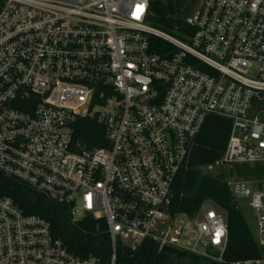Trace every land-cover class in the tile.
I'll return each instance as SVG.
<instances>
[{"label":"built area","instance_id":"2783aa9c","mask_svg":"<svg viewBox=\"0 0 264 264\" xmlns=\"http://www.w3.org/2000/svg\"><path fill=\"white\" fill-rule=\"evenodd\" d=\"M191 3L185 40L149 23L151 0H0V172L69 205L74 223L95 219L111 245L76 253L0 196V264H120L121 246L147 239L225 263L226 213L211 201L193 216L170 208L209 115L231 131L207 167L227 170L264 247V178L231 175L264 164V0ZM151 36L171 54L152 51ZM85 118L103 127V146L76 138Z\"/></svg>","mask_w":264,"mask_h":264},{"label":"trees","instance_id":"16d2710c","mask_svg":"<svg viewBox=\"0 0 264 264\" xmlns=\"http://www.w3.org/2000/svg\"><path fill=\"white\" fill-rule=\"evenodd\" d=\"M174 0H151L149 23L164 31L187 39L194 28L187 24L183 16L178 15ZM151 50L169 56L174 46L167 40L151 36ZM76 138L89 147H101L105 144L103 127L88 118L77 123ZM231 131V121L225 117L209 115L196 138L193 158L187 170H181L174 185V197L171 212L193 216L201 206L211 201L227 215L229 238L224 254L225 263L210 258L166 246L160 249L157 242L147 239L136 249L120 247V264H231L233 261L262 257L261 247L251 231L243 214L239 200L234 196L226 170L217 175L205 172L202 167L213 164L220 158L227 146ZM245 178H264V164L235 165L231 175ZM0 196H9L26 214H35L47 219L53 234L64 240L69 249L86 255H101L111 252L110 240L104 227L97 228L93 218L74 223L70 206L52 200L45 192L26 182L0 172Z\"/></svg>","mask_w":264,"mask_h":264},{"label":"rangeland","instance_id":"374dc122","mask_svg":"<svg viewBox=\"0 0 264 264\" xmlns=\"http://www.w3.org/2000/svg\"><path fill=\"white\" fill-rule=\"evenodd\" d=\"M163 1H167V0H163ZM174 1L177 4V8H178V13L177 14L178 15L187 16L192 11L193 5L191 3V0H174ZM202 169L205 172L210 173L212 175H217L221 171L224 170V169H219V168L209 169L207 166H203ZM233 175H237V174L234 173ZM230 178H234V177H230ZM239 204H240V206L242 208L243 214L245 216V219L248 222V225H249L251 231L255 235L256 234L255 212L249 206H247L246 203L243 200H239ZM209 205H210V201H207V202L204 203L205 207H207Z\"/></svg>","mask_w":264,"mask_h":264},{"label":"water","instance_id":"95a60500","mask_svg":"<svg viewBox=\"0 0 264 264\" xmlns=\"http://www.w3.org/2000/svg\"><path fill=\"white\" fill-rule=\"evenodd\" d=\"M192 2H196L197 0H191Z\"/></svg>","mask_w":264,"mask_h":264}]
</instances>
